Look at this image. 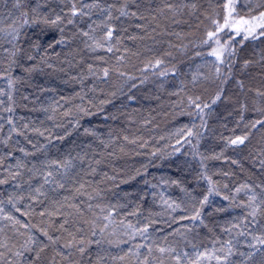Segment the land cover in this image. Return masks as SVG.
<instances>
[{
	"label": "trees",
	"instance_id": "trees-1",
	"mask_svg": "<svg viewBox=\"0 0 264 264\" xmlns=\"http://www.w3.org/2000/svg\"><path fill=\"white\" fill-rule=\"evenodd\" d=\"M30 2L34 5L35 0ZM104 3L119 5L122 0H104ZM136 3L140 5L139 12L144 19L121 18L119 21H112L117 26L116 36L120 37V43L116 45L118 51H90L81 43L86 38L79 37L67 47L58 46L49 52L48 62L53 68L43 65L42 71L35 72L30 77L22 69H15L13 72L14 76L27 81L15 86L13 118L19 127L28 123L29 128L24 130V135L13 134L8 148L0 144V157H4L3 165L0 166V178H8L6 169L8 165L14 166L17 159L31 162L45 159L41 153L25 157L18 150L13 151L12 158L9 159L6 154L12 148H24L31 153L36 151L32 144H44L47 145L48 159L62 160L69 154L75 156L77 153L85 157L82 164L79 160L75 162L79 172L76 185L70 184L71 190L61 191L59 198L67 196L69 204L78 205L85 210L91 203L92 210L86 211V218L89 220L95 218L94 213L100 216L104 214L100 213L101 207L111 209L113 205L117 206L113 212L115 223L110 225L103 238L99 233L93 238L90 225L84 223L85 218L77 217L75 207L66 204L61 211L65 214L72 213L66 226L69 231L75 233L77 239H101L102 243H85L86 252L81 255L75 248L60 247L71 238L68 232H53V235H60L62 238L57 245H50L46 250L45 264L53 258L55 264H137L134 256L125 255L129 248L135 251L136 244H151L153 239L158 244H164L165 236L168 237V242H178L181 248L191 252V245L180 235H170L176 229L189 241L196 243L201 251L205 247L212 248L211 240L214 237L227 238L221 228L230 226L229 221L242 215L243 210L236 205L244 199L243 192L237 195L236 201L223 200L220 196L210 197V202L202 213L208 227L197 222L191 232L186 229L192 225V221L179 219L191 214V207L187 211H172L161 200V194L170 202L186 199L180 188L170 183L172 180H179L183 187L198 198H202L207 191V181L197 176L201 170L199 162H195L194 168L182 165L187 159L182 153H190L192 146L177 143L178 139L183 140L186 135V132L178 135V130L191 127L193 123L192 116L188 114L193 111L188 107L189 96L199 95L201 104L211 105L212 99L223 88L221 100L205 109L208 113L205 116L207 129H196L205 133L199 144L201 152L212 156L223 151L222 159L205 161L206 174L221 194L231 196L241 184L264 180V175L258 171L259 161L264 159V125H257L250 130L249 140L245 145L225 149L228 138L249 131L245 124L250 125L256 119H264V115L255 111L253 106L257 90L264 92V60L261 59L264 56V37L243 40V32L240 35L229 29L220 32L218 35L221 37V45L229 43L230 47L225 52L226 62L219 65L222 69L221 77L216 79L213 65L217 62L209 55L215 42L204 44L203 41L207 39V32L214 27L206 16L218 14L219 22L223 23L224 11L220 0H136ZM185 3H195L196 10L181 7L174 14L166 9V4L181 6ZM10 7V4L7 7L0 4V9L5 11ZM65 7L70 5L52 0L42 11L46 12L49 8L59 11ZM161 8L165 11L160 12ZM136 10V4L129 5V11ZM113 12L118 15L115 9ZM92 18L98 19L95 15ZM77 21L79 28L87 30L90 22L87 18L83 21L77 18ZM124 28L127 29L126 32L122 30ZM26 31L32 35L37 29ZM97 31L102 33L103 29ZM66 35L71 36L72 33L68 31ZM233 50L235 55L228 57L227 52ZM117 57L121 59L118 60ZM157 59L161 60V64L154 67ZM245 61H250L247 67L244 66ZM89 65L92 66L91 72ZM104 68L109 69L107 78L103 76ZM121 72L124 75H120ZM194 75L198 81L195 87L192 85ZM237 81L243 84V89ZM0 88L7 90V82L0 81ZM41 88L50 90L41 92ZM21 93L29 95L30 100H22ZM3 99L7 101L6 97ZM56 102L58 106L53 112L51 105ZM241 104L246 105L243 112ZM44 108L48 111H44ZM0 115L4 117L0 121L4 123V130L0 132L2 139L10 130L6 123L9 114L0 112ZM77 122L78 126L74 127ZM195 123L200 124L199 118ZM34 128H38L44 135L33 131ZM85 129L91 130L95 135H87ZM59 136L64 139H58ZM175 148H180L181 154H175ZM233 160L238 163L233 164ZM92 169H96L95 173H92ZM226 172L231 175L225 176ZM23 175L26 179L28 173L25 171ZM166 181L169 183H165ZM32 182L37 183L36 180ZM14 183L16 181L9 178L7 184L0 185V198L5 201L7 211L24 221L25 217L7 205L8 194L14 191ZM80 183H85L81 190L83 194L75 191ZM225 184L228 185L227 188L224 187ZM97 191L100 192L99 197H95ZM89 195L95 198L89 201ZM25 203L30 201H22L19 206L23 207ZM219 208L227 211H217ZM134 211L136 215L129 214ZM29 219L37 224L40 222L38 216ZM74 220H79V223L74 225ZM149 220L153 221L148 230L151 239L144 240L137 236L130 240V232L125 226L130 223L141 228ZM121 221L124 223L121 224ZM6 223L0 221V226ZM98 223L102 226L105 221L101 219ZM77 226L84 231L76 232ZM57 249L65 254L71 251L72 255L64 259L56 255ZM140 251L147 253L146 248ZM120 256L125 258L120 260ZM114 257L117 259H113ZM203 264H215V261H204Z\"/></svg>",
	"mask_w": 264,
	"mask_h": 264
},
{
	"label": "snow or ice",
	"instance_id": "snow-or-ice-1",
	"mask_svg": "<svg viewBox=\"0 0 264 264\" xmlns=\"http://www.w3.org/2000/svg\"><path fill=\"white\" fill-rule=\"evenodd\" d=\"M51 2L52 0H35L33 5L30 0H0V4H4L5 7L8 4L11 5L10 8H7V11L0 9V81L7 82V90L0 88V112L9 114L6 123L10 126L7 136L0 139V144L6 148L9 147V141L12 139L13 134L17 136L24 135V130L29 128L28 123H24L22 128L19 127L17 121L13 118L16 105L14 96L15 86L17 83L27 82L25 79L13 75L15 69H22L30 77L33 73L42 71L43 65L53 68V65L48 62L50 59L48 56L49 52L54 51L58 46L61 48L67 47L79 37L86 38L81 43L90 51L103 50L108 53H112L114 49L118 51L119 49L116 48V45L120 43V37L116 36L117 26L112 21H119L121 18L144 19L142 13L139 12L140 5L136 3V0H122V3L119 5L112 3L105 4L104 0H90V2L89 0H56V2L70 5V7L61 8L59 11L54 8H49L46 12L42 11ZM220 3L223 4V23L219 22L218 14L206 16V19L214 27L207 32V39L203 41L204 44L215 42L218 45V47L213 48L209 53V55L216 58L217 63L213 65L216 79H220L221 77L222 69L219 65L226 62L225 52L230 47L229 43L221 45V37L218 35L220 32L225 29L235 32L236 35H240L243 32V40H248L249 38L257 40L264 37V0H220ZM130 4H136L137 10L129 11ZM181 7L196 10L197 5L195 3H185L181 6L166 4L167 11L174 14L180 11ZM113 9H115L118 15H114ZM159 11L164 12L165 9L161 8ZM242 12L244 15H241ZM94 15L98 19H93ZM77 18H80V21H83L84 18L90 21L87 25V30L78 27ZM138 27L142 26L138 25ZM73 28H75V31H73ZM31 29H37V31L29 35L26 30ZM98 29H103L102 33H98ZM122 30L127 31L126 28ZM68 31L72 33L71 36L66 35ZM234 55V50L227 52L228 57ZM38 57L39 59H37ZM117 59L120 60L121 57H117ZM261 59L264 60V56H261ZM34 61L35 63H33ZM68 62L71 63V61ZM249 63L250 61H245L244 66L247 67ZM160 64L161 60L157 59L154 67H159ZM89 71H92L91 65H89ZM229 71H231L230 66ZM166 74L162 73V75ZM108 75L109 69L104 68L103 76L107 78ZM120 75H124V73L121 72ZM197 83V78L194 75L192 80L193 87ZM237 83L243 89V84L240 81H237ZM47 90L50 89H40L41 92ZM222 92L223 88L212 99L211 105H215L221 100ZM4 97L7 98V101L3 99ZM20 98L24 101L30 100V96L23 93H21ZM200 101L201 97L199 95L188 97V107L193 109L188 114L192 116L193 123L191 127L186 126L178 130V135L185 132L186 135H184L183 140L178 139L177 143L192 146L190 153H182L187 158L182 162V165L186 168H194L195 162H199L201 170L197 173V176L207 181V191L202 198H198L193 192L183 187L179 180H172L170 183L179 187L186 199L180 202H170L164 199L161 194V200L172 211H176L177 209L187 211L191 207V214L179 218L180 220L192 221V225L186 229L188 232L193 230L197 222L204 227H208L202 213L212 196H220L221 199L227 201H236L237 195L243 192L244 199L236 205L243 210V213L240 217H234L229 221L228 225L230 226H222L221 231L227 234V238L214 237L211 240V249L205 247L201 251L196 243L189 241L179 229H176L170 235H180L186 243L191 245V252L181 248L178 242H168V237L165 236L163 239L166 243L164 244H158L153 239L151 244H136L134 246L135 251L129 248L128 253L125 255L130 254L134 256L137 264H203L204 261H215V264H264V180L252 184H241L235 188L231 196L221 194L216 184L206 174L205 161L208 159H222L223 151L219 154L206 156L199 150L200 140L205 133L196 129H207L208 122L205 116L208 113L205 112V109L211 107L209 103L201 104ZM57 106L58 102L51 105L53 112L56 111ZM253 106L255 111L264 115V92L257 90L253 98ZM245 108L246 105L241 104L242 112ZM43 110L48 111L47 108ZM81 110L85 111V114H88L86 110ZM65 115H68V113L65 112ZM197 118L200 120L199 125L195 123ZM241 119H243L242 115ZM3 120L4 117L0 115V121ZM237 123L239 124L240 121H237ZM257 125H264V119H256L250 122V125L245 124V128L249 129V131L236 135L234 138H228L225 141V149L227 147L245 145L246 141L249 140L250 130L255 129ZM77 126L78 122L74 127ZM3 130L4 123L0 122V132H3ZM33 131L41 136L44 135L38 128H34ZM85 133L87 135H95L89 129H85ZM68 134L70 135L71 133ZM57 138L64 139L63 136ZM189 138H193L195 143H193V139ZM49 143H51V140H49ZM101 143L103 144L104 142L101 141ZM32 147L35 148V152L30 153L24 148H12L6 154L7 158L11 159L12 152L18 150L25 157L41 153L45 156V159L38 162L17 159L14 166L8 165L6 169L8 178H0V185L7 184L9 178L12 181H16L12 185L14 191L8 194L7 205L15 212H18L20 216L25 217V220L21 221L11 212L7 211L4 206L5 201L0 198V221L7 222L3 226H0V264H45L46 250L50 245H57L62 238L60 235H53V232H68L71 238L67 239L60 247L64 249L75 248L81 255H84L86 252L85 243L88 245H100L102 243L101 239L88 238L85 241L84 237L77 239L75 233L69 231L66 226L69 224L68 217L72 213L65 214L61 211L66 204L69 207H75L77 217L85 218L84 223L90 225L91 237L93 238L97 237L98 233L103 238L106 235V230L109 229L111 224L115 223L113 212L117 207L116 205H113L111 209L101 207L100 213L104 214L100 216L94 213L95 218L89 220L86 218V211L92 210L93 205L91 203L88 204L87 210H85L78 205L69 204L67 196H64L62 199L59 198L61 191L71 190L70 184L76 185L79 172L77 171L75 162L79 160L82 164L85 158L84 155L77 153L75 156L69 154L62 160L48 159L47 145L32 144ZM105 147H107L106 144ZM174 153L181 154V149L175 148ZM3 160L4 157H0V166L3 165ZM96 163H99V161H96ZM232 163L237 164L238 162L233 160ZM259 164L260 168L258 171L261 175H264V159H261ZM25 171L28 173L26 179L23 175ZM91 171L95 173L96 169H92ZM224 175L230 176L231 174L226 172ZM33 180H36L37 183L33 184ZM85 183H80L79 187L75 188L78 194H83L81 190L84 189ZM165 183L169 182L166 181ZM224 187L227 188L228 185L225 184ZM99 196L100 192L97 191L95 197ZM95 197L89 195L88 200L91 201ZM25 200L30 201V203H25L23 207H20L21 202ZM217 211H227V209L219 208ZM129 214L136 215V212L134 211ZM33 216L40 218L38 224L29 219ZM54 217H59L60 219H53ZM101 219L105 221L102 226L98 223ZM73 223L77 225L79 220H74ZM120 223L123 224L124 222L121 221ZM151 223L153 221L149 220L141 228H136L130 223L127 224L125 227L130 232L129 239L134 240L137 236L144 240L151 239L148 232ZM83 231V228L76 227V232ZM40 237L44 239L42 240ZM124 242L127 243L128 241ZM142 248L147 249L146 254L140 251ZM156 253L159 255H156ZM56 255L68 259L72 253L69 251L65 254V252L57 249ZM124 258V256L118 257L120 260ZM113 259H117V257ZM47 264H55L54 258L48 260Z\"/></svg>",
	"mask_w": 264,
	"mask_h": 264
},
{
	"label": "rangeland",
	"instance_id": "rangeland-1",
	"mask_svg": "<svg viewBox=\"0 0 264 264\" xmlns=\"http://www.w3.org/2000/svg\"><path fill=\"white\" fill-rule=\"evenodd\" d=\"M215 47H218V45H217L216 43L213 44V46L211 47V50H212L213 48H215ZM210 52H211V51H210ZM212 57L216 60L215 56H212Z\"/></svg>",
	"mask_w": 264,
	"mask_h": 264
}]
</instances>
